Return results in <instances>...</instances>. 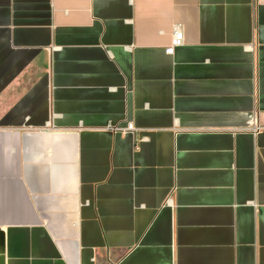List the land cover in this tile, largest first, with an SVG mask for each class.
<instances>
[{
	"label": "crops",
	"instance_id": "obj_1",
	"mask_svg": "<svg viewBox=\"0 0 264 264\" xmlns=\"http://www.w3.org/2000/svg\"><path fill=\"white\" fill-rule=\"evenodd\" d=\"M0 264H264V0H0Z\"/></svg>",
	"mask_w": 264,
	"mask_h": 264
},
{
	"label": "built area",
	"instance_id": "obj_2",
	"mask_svg": "<svg viewBox=\"0 0 264 264\" xmlns=\"http://www.w3.org/2000/svg\"><path fill=\"white\" fill-rule=\"evenodd\" d=\"M184 38L185 37H184V32H183L182 27L179 25H176L174 28V34H173L171 46L166 50V53L168 55H174L176 49L184 44ZM249 126L252 129L254 134L258 133L259 127L257 125L256 118H254L250 122ZM109 129L114 132L118 131V129L113 126H109ZM133 130H135L133 124H128L127 128L125 129V131H133Z\"/></svg>",
	"mask_w": 264,
	"mask_h": 264
}]
</instances>
